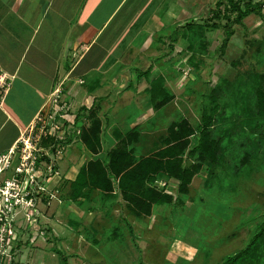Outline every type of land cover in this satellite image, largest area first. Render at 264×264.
<instances>
[{
  "label": "rangeland",
  "instance_id": "374dc122",
  "mask_svg": "<svg viewBox=\"0 0 264 264\" xmlns=\"http://www.w3.org/2000/svg\"><path fill=\"white\" fill-rule=\"evenodd\" d=\"M219 2L224 5L220 9ZM202 12L187 26L191 54L178 51L159 58L157 67L173 76L168 89L175 98L158 112L144 87L121 88V82L110 94L89 101L75 100L82 81L50 97L32 129L36 150L30 147L27 154H40L41 146L52 165L48 171L29 168L35 199L17 210L6 232V226L0 229V264H220L247 245L264 223V144L256 148L247 139L246 145V136L254 138L257 127L264 140V118L256 113V92L264 89V5L240 22L228 0H209ZM34 103L14 107L25 117ZM91 110L102 121V154L117 146L115 130L139 127L142 138L135 154L145 157L160 147L171 122L187 118L199 130L209 116L215 118L216 135L221 127L235 128L237 149L234 155L223 147L225 164L213 176L207 169L198 174L187 196H178V180L155 181L153 187L171 194L175 202L155 206L150 217L135 216L120 196L111 199L97 190L87 198L71 199L69 182L91 158L80 141L77 121L88 126L84 115ZM34 135L40 136L38 142ZM192 141L194 147L196 137ZM246 153H251V163ZM243 161L247 165L233 174Z\"/></svg>",
  "mask_w": 264,
  "mask_h": 264
},
{
  "label": "crops",
  "instance_id": "0c3cea01",
  "mask_svg": "<svg viewBox=\"0 0 264 264\" xmlns=\"http://www.w3.org/2000/svg\"><path fill=\"white\" fill-rule=\"evenodd\" d=\"M208 3L0 0V73L8 84L0 104V154L34 125L54 93L70 85L71 91L72 82L82 81L74 97L86 101L109 93L119 82L121 88L144 87L146 92L149 80L162 76L171 88L173 76L157 67L159 58L178 51L191 54L186 47L191 39L187 28L194 17L203 15ZM147 71L148 77L139 76ZM32 101L28 115L17 114L15 104Z\"/></svg>",
  "mask_w": 264,
  "mask_h": 264
},
{
  "label": "trees",
  "instance_id": "16d2710c",
  "mask_svg": "<svg viewBox=\"0 0 264 264\" xmlns=\"http://www.w3.org/2000/svg\"><path fill=\"white\" fill-rule=\"evenodd\" d=\"M253 1L228 0L231 11L237 13V22L254 10L260 12L264 2L252 3ZM243 2L244 8L241 6ZM216 6L220 9L224 5L219 2ZM226 11L225 6L224 12ZM228 37H226L225 43L228 41ZM139 76L148 77L149 71L139 73ZM146 94L156 112L165 108L175 98V95L165 86L162 76L149 80ZM256 110L257 115L264 118V89L256 92ZM84 117L88 119L89 125L80 124L78 119L77 124L80 128L78 135L91 158L80 167L75 180L69 182L71 199L87 198L93 190H97L102 196L111 199L120 196L135 216L150 217L155 206L169 205L175 202L171 194L153 187L155 181L178 180V196H187L190 193V186L198 174L207 169L208 175L213 176L217 172L216 169L225 164V159L222 156L223 147H230V151L234 155L237 149V141L234 139L235 128L231 125L225 128L221 127L216 135L215 118L209 116L204 119L199 130H196L187 118L171 122L167 127L166 135L160 137V147L145 157H138L135 154L136 145L142 138L139 127L135 126L127 131L115 130L113 135L117 146L107 154H102V121L95 110L89 111ZM221 122H225V120ZM256 129L253 131L254 138L246 136V145L251 143L256 145V148L258 145L262 148L263 136L258 134L259 131ZM195 137L196 144L192 147V140ZM249 147H251L250 144ZM52 151L55 153L57 148L53 146ZM246 159H249L246 162L251 163V153H246ZM43 160L49 162L47 157H44ZM186 160L189 162L187 163ZM246 162L237 164L232 173L237 174V170L241 166L247 165ZM232 163L234 161L230 160L229 164ZM181 204L183 203L181 202ZM62 264L68 263L63 260ZM220 264H264V223L244 248L226 256Z\"/></svg>",
  "mask_w": 264,
  "mask_h": 264
},
{
  "label": "built area",
  "instance_id": "2783aa9c",
  "mask_svg": "<svg viewBox=\"0 0 264 264\" xmlns=\"http://www.w3.org/2000/svg\"><path fill=\"white\" fill-rule=\"evenodd\" d=\"M7 87L8 84L6 79L4 75L0 73V104L2 103ZM38 120L41 121L40 115L37 117V121ZM34 127L35 126L33 125L26 130V132L20 136L16 143L9 148L7 152L0 154V229L6 226L4 232H6L7 226H11V222L15 220V216L18 214L17 210L20 208H28V201L31 203L34 202L35 193H33L29 188V185L32 186V180H29L31 177L29 168L32 170H39V168L42 170L46 168L48 171L49 167L52 165L51 158L48 154H46V152H42L43 148L41 146L39 149L41 152L40 154H34L33 151H30V153L27 154L30 147L36 150V148L31 145V136L33 135L32 129ZM45 135L46 134L44 133V136ZM59 138L65 139V136H60ZM39 139L40 136L39 138H36V135H34L33 140L38 142ZM19 152L22 154L19 155ZM44 157L49 158V162L43 160ZM51 171H53L52 168ZM53 173L58 175V172L56 171ZM38 186L40 190L44 191V188L41 185ZM30 205L32 206V204ZM10 217L13 218L11 219ZM9 231L12 233L10 228Z\"/></svg>",
  "mask_w": 264,
  "mask_h": 264
}]
</instances>
